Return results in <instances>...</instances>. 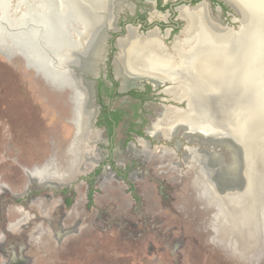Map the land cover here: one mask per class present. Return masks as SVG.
<instances>
[{"label":"rangeland","instance_id":"obj_1","mask_svg":"<svg viewBox=\"0 0 264 264\" xmlns=\"http://www.w3.org/2000/svg\"><path fill=\"white\" fill-rule=\"evenodd\" d=\"M240 1L249 12L259 11L256 0ZM44 3L56 10L53 0H0V179L15 195L28 188L32 194L37 185L32 184L29 178L38 181L36 175L42 171L39 168L49 160H53L58 168L51 174L60 176L64 182L70 180L72 167L65 163L76 130L72 123V92L61 90L62 85L50 84L34 64L39 57L46 61L47 57L48 62L55 66L59 62L57 52L45 38ZM84 7L83 10L93 16L101 14L103 5L95 0L96 12L92 6ZM231 14L229 18H237L234 23L237 31L240 27L249 26L250 13L240 9L239 13ZM260 16L261 20L264 16ZM73 23L74 27L80 26L76 19L67 21L68 26ZM87 23L95 30V22L90 20ZM84 26L88 28L86 23ZM70 38L68 34L66 40ZM245 39L247 35L234 37L230 46L240 45L241 49ZM30 47L35 51L30 52ZM254 78L255 83H242L237 78L231 80L224 87L226 90L212 96L208 100L211 117L222 122L238 101L246 104L249 100L255 105L250 109L249 118H246L244 110L240 114L239 108L234 110L233 118L250 124V118L261 117L262 114L256 111L262 98L259 77L255 75ZM119 104L120 100L115 103ZM255 111L261 115L253 117ZM261 111H264L263 107ZM262 117L264 119V114ZM131 122H134L133 118ZM127 128V124L120 123L115 137L116 150L109 155L107 152L105 157L114 160L117 170L129 172L128 178L125 180L109 167V171L118 177L113 183L110 173L104 176L105 183H113L109 186H104L102 179L97 180L93 184L91 203L87 201L89 185L85 182L80 191L84 204L81 205V196L76 205L75 200L72 201L64 227L59 226L61 215L53 217L54 224L50 222V215L62 207V202L55 200L47 209L49 217L44 224L46 240L52 244L32 248L27 253L29 264H247L212 243L208 225L212 223L214 208L201 198L200 186L196 183L198 173L186 166L181 171L171 167L155 169L147 161L145 165L143 161L120 154V142L125 138ZM250 145L252 150L249 154L253 157L252 151L257 153V172L264 177L262 154L255 149V144L251 142ZM126 154L133 156L129 150ZM87 174L73 180L74 197L78 195L77 188L82 180L86 181ZM138 177L143 179L136 183L134 179L137 181ZM129 183L135 186L139 201L130 193ZM120 184L127 191L120 190L117 187ZM63 188L53 190L45 187L38 192L59 194ZM16 198L13 197L14 200ZM18 206H10L16 211V218L19 217ZM260 260V264H264V256Z\"/></svg>","mask_w":264,"mask_h":264},{"label":"flooded vegetation","instance_id":"obj_2","mask_svg":"<svg viewBox=\"0 0 264 264\" xmlns=\"http://www.w3.org/2000/svg\"><path fill=\"white\" fill-rule=\"evenodd\" d=\"M99 1L103 5L101 12H105L106 1ZM109 5L111 6L109 19L115 24L113 27L115 32L109 33L105 50H103V55L106 58L103 63L99 64V77L93 80L95 89L93 106L97 107L98 111L95 118L94 130H91L89 127L92 114H85V129L79 135L77 128L75 130V140L73 142L77 144V155L74 162L71 163L69 181L64 182L56 174L55 176L58 179L43 183L27 176L32 184L35 183L37 185L36 189H34L32 194H30L31 189L28 188L24 193L15 195L12 189L7 184L1 182L0 179L1 264H29L30 259L27 253L32 248L48 247L52 244L46 240L48 236L46 235L47 229L44 224L47 223L46 217H49L47 209L55 200L62 202V207L57 208L54 214L50 215V222L54 224L53 217L61 215L63 217L59 226L64 227L70 207L73 206L72 201L75 200L76 205L78 197L81 196V202H83L81 205L84 204V196L80 194V191H82V187L86 184L85 182L89 185L87 201L91 203L94 193L93 184L97 180L102 179L103 185L109 186L118 177L109 171V167L117 171L125 180L128 178L129 172L123 173L117 170L113 162L114 160L107 159L109 156L105 157L107 152L109 155L116 150L115 137L118 134L117 129L121 122L128 125L125 138L120 142L122 151L119 150L120 154H124L125 157H133L145 162V165L148 162L155 169L171 167V169L181 171L186 166L194 169V172L198 173V178L208 171L212 178L217 179L227 187L230 186L227 183L232 174L229 172L230 166L226 168L224 161L218 162L215 159L212 161L206 155L209 153L211 156L214 153L216 158L217 155L220 158L221 155L227 158V150H223L222 148L216 149L213 146L201 144V140L196 141L195 137L189 135L190 131L199 132L205 136L204 139L206 141L212 139L208 134L206 135L204 130L199 131V129L194 128L201 126V120L186 119V115L190 117L189 105H191L187 98L178 100L171 96L170 99V95L167 96L168 94L165 93L166 89L178 84L176 80L158 78L150 80L149 77L124 74V70H122V67L117 62V56L120 51L118 47L119 42L127 38L130 33L134 38L141 41L153 37L157 39V43L160 45V47H157L158 50L170 58V70H180L187 76V66L181 67L182 69L178 68L182 66L179 59L184 52L183 50H185L184 45L188 25L183 12L193 13L200 7H203L209 14L210 20L216 24L215 26H218L217 29L220 32L232 29L234 33L236 30L234 23L237 21V18H229V16L233 15L231 13H237L236 9L223 0H113ZM220 32H217V34L220 35ZM228 34L229 32L224 33V35ZM224 42L226 41L221 40L220 37L215 39L208 53L218 55ZM206 58L208 57H204L203 60L209 59ZM210 59L211 69L216 70L218 66L213 63L215 61L214 57L212 56ZM93 65L95 64H92L91 67L95 69ZM166 68L167 66H163V69ZM119 100L120 104L115 105ZM194 103L196 102L194 101ZM94 107L90 110L94 111ZM130 107L132 108L131 110H129ZM171 109L179 110L183 116L180 120L169 125L167 123L169 115L167 112L169 113ZM131 118L134 120L133 123L131 122ZM72 123L74 124V122ZM182 123L186 124V126L180 128ZM164 128L169 129V132ZM127 150L133 156H127ZM150 156L151 158H149ZM203 156L209 162H204L202 160ZM65 163H69L68 152L65 157ZM48 165L51 168L47 172L53 173L58 169L52 160L44 163L39 169L46 170L45 167ZM118 165L122 166L123 163H118ZM96 166L98 168L95 169ZM109 173L113 177L112 184L104 182V176ZM85 174L88 175L84 178L86 181L82 180L77 188L79 191L78 195L74 197L72 193L73 180ZM142 179V177H138L137 181L135 179L134 181L138 183ZM196 183L200 186L201 198L209 204L208 199L204 195V190L209 188L201 186L197 181ZM39 186L52 188L53 190H59L61 187L64 188L59 194H55L54 191L41 193L38 190H43L44 188H40ZM121 186L124 185L120 184L117 187L122 191H127L126 189H122ZM230 189L228 194L222 195L227 204L229 203ZM104 190L107 189L104 188ZM129 191L136 201L140 200V197L135 194V186L131 183H129ZM211 194L212 197L214 196L218 201L223 202L221 194H216V196L212 192ZM14 196H17L15 200L13 199ZM14 204L19 205L17 212L19 217L17 218L15 217L16 211L14 212V209L12 210V207H10L14 206ZM210 206L213 207V205ZM208 228L213 236L210 225H208ZM62 233H64V230ZM212 243H214L213 240ZM16 250L19 251L16 252Z\"/></svg>","mask_w":264,"mask_h":264},{"label":"bare ground","instance_id":"obj_3","mask_svg":"<svg viewBox=\"0 0 264 264\" xmlns=\"http://www.w3.org/2000/svg\"><path fill=\"white\" fill-rule=\"evenodd\" d=\"M105 1L107 3L105 12H101L100 15L96 13L93 14V16H89L83 10V7L85 5L84 8L86 9V7L92 6L96 12L95 0H53V2L56 3L54 5L56 6V10H53L51 5L47 3L42 4V9L45 12V25H47L44 33L45 38L54 47L59 61L62 62L64 58L67 60L68 58L66 56L71 54L74 48H80L84 45V57H92L93 62L83 58V62L81 61L78 65L90 68L88 64H95L102 59L103 48L101 45H98V31L104 28H113L114 25V22L109 19V12L111 10L109 4L113 2V0ZM230 1L234 0H229V2ZM237 1L241 4L242 10L249 13L242 2L240 0ZM256 2L259 11L254 9L255 13H257L259 17H261L260 15L264 16V0H256ZM183 16L187 19L188 25L184 45L185 50H183L184 52L179 59L182 66L178 68L182 69L183 66H187V76L180 70H170V58L158 50L157 47H160V45L157 43V39L153 37L141 41L134 38L130 33L127 38L119 42L118 47L120 51L117 56V62L122 67V70H124L123 73L127 75L149 77L150 80L154 78L176 80L178 84L166 89L165 93L178 100L187 98L191 105H189L190 117L186 115V119L201 120V126L194 128L199 129V131L204 130L206 135L208 134L212 139L206 141L204 139L205 136L199 132L190 131L189 135L195 137L196 141L201 140V144L213 146L216 149H228L227 158L223 155H221V158L217 155L216 158L214 153H212L211 156L209 153L206 155H208L212 161L213 159L218 162L224 161L226 163V168L230 166L229 172L232 174L231 178L227 181L230 186L227 187L217 179L212 178L208 171L197 180L201 186H207L206 188H209L204 190V195L208 199L209 204L214 207L212 223L210 224L214 233L212 239L214 244L219 246L230 256L236 257L247 264H260V259L264 256V177H260L261 174L257 172V153L253 150L252 157L251 154H249V150H252L250 145L252 142L253 145L255 144V149L262 154V158L260 159L264 168V119L262 117L264 111H261V107L264 108V17L261 18L263 23L259 26H253L251 21H249V26L246 28L247 39H245V44L243 45L246 47L245 52L242 49L243 47L240 49V45L238 47L230 46L234 38L233 30L229 29L228 31L224 30L220 32L217 29L218 26H215L216 24L210 20L209 14L203 7H200L193 13L184 11ZM71 19H76L82 27H74L75 23L68 26L67 21ZM90 20H92L93 23L95 22L93 26L95 30H97V33L95 32V34L88 39V37H85V31L89 28H86L84 24L86 23L89 27L87 22ZM35 22H38V20H35ZM217 32L221 34L219 35ZM227 32H229V34L224 35V33ZM68 34H70L71 37L69 41L66 40ZM254 35H257L259 44L256 49L253 46L254 43L251 45V38L256 37ZM219 37L226 42L223 43L218 55L209 54V48H211L214 40ZM85 38L88 40L84 42L83 39ZM31 50L35 51L33 47L29 48L30 52ZM245 53L246 55H243ZM212 56L215 60L213 63L218 66L216 70H212L210 66L209 60H211L210 57ZM204 57H208L209 59L206 58L208 60H203ZM45 58L47 61L40 57L35 59L34 64L35 68L40 69L50 84L58 86L63 84L67 85L69 82L71 84L74 83L69 81L66 77H60L61 74L55 69L54 63L48 62L49 59L47 57ZM87 61H89V63ZM163 66H167V68L163 69ZM191 72H193V75ZM255 75L259 77V89L262 95L261 103L258 105V110L256 111H259L262 116L259 117L253 125H250V129L248 128L249 125L246 120L242 119L236 121L233 118V114L235 115L234 110L238 108L240 114L244 110L247 115L246 118H249L250 109L255 106L250 100L247 101L246 104L238 101L234 110L230 109L223 117L222 122L215 118L213 119L211 117V107L209 106L208 100L212 96L220 95L223 90H226L224 87L229 85V82L236 78L242 83L245 81L246 83H255L253 81ZM76 88L77 87L74 86L76 93L73 97V122L79 135L85 129L84 120L86 113H83L85 109L83 95L85 94L80 92V90H76ZM194 101L196 103H194ZM241 106H243L244 109ZM259 112L257 113L261 115ZM167 114H169L167 122L169 125L180 120L183 116L177 109H171ZM249 120L251 121L252 119L250 118ZM184 126H186V124L182 123L180 128ZM165 130L169 132V129ZM233 141L238 144L240 143L243 152L242 162H238V164H236L234 155L228 147ZM76 145V142H73L69 148L68 164H71L76 158ZM202 160L204 162H209L204 156ZM52 162L54 161L52 160ZM50 168L51 167L48 165L45 167L46 170L41 169L43 171H40L39 174L36 175V178L42 183L58 179L55 174H51L52 172H47ZM214 171L216 170L214 169ZM200 180H202L203 183ZM229 189V203L227 204L222 195L228 194ZM211 192L215 194V196L216 194H221L223 202L218 201L214 196L212 197Z\"/></svg>","mask_w":264,"mask_h":264},{"label":"water","instance_id":"obj_4","mask_svg":"<svg viewBox=\"0 0 264 264\" xmlns=\"http://www.w3.org/2000/svg\"><path fill=\"white\" fill-rule=\"evenodd\" d=\"M224 2H226L228 5L233 6L237 13L240 12V9H242L241 4H239V2L237 0L231 1L229 2L228 0H223ZM251 17V23L253 24V26H259L261 25L263 22L259 19V17L256 16V14L254 12H249ZM248 24V23H247ZM115 25V24H114ZM113 25V27H114ZM248 26L246 25L245 27H240L238 31H234V36L233 37H239V36H246V28ZM88 31L86 32V36L85 37H91L93 34H95V32L97 33V30H93V28L90 26L88 27ZM99 36L97 37V40H99L98 45H101L103 50H105V45L107 44V40L109 38V33L110 32H115V29L113 28H104L103 30H99L98 31ZM258 32V31H257ZM258 34V33H256ZM256 37L255 40L254 38H251V45L253 44V46L255 47V49L257 48V46H259L258 44V39H257V35H254ZM87 38L83 39V41H87ZM101 39V40H100ZM256 41V42H255ZM250 45V46H251ZM85 46V45H84ZM84 46L80 47V48H74L72 50V53L69 54L68 56H66L68 59L65 60L66 58H64V60L61 62L59 61L56 66L55 69H57L58 73L61 74L60 77H66L69 81L74 82L73 84H71L70 82L66 85L63 84L61 87V90L67 89L70 90L72 92L71 97L73 98L75 95V90H74V86H76V90H80V92H83L85 95H83V102L85 103L84 105H86L85 109L83 110V113L86 115H90V113L92 114L91 117V124H89V127L91 130H94V123H95V118L98 114L97 111V107H94V98H95V89H94V81L95 79H97L99 77V64L103 63L105 60V56H102V59L98 62L95 63V65H93L95 67V69L91 68V64H88L90 68H85L82 67L81 65H78V63L80 64L81 61L83 62V60L86 58V60H89L90 62L92 60V57H84L83 53H84ZM249 46V47H250ZM93 48V47H92ZM91 48V49H92ZM79 49V50H78ZM244 51L246 50V47L243 46L242 48ZM246 52V51H245ZM243 55H246L243 54ZM84 58V59H83ZM89 61H87L89 63ZM254 70V67H253ZM64 75V76H63ZM89 77H91V79H89ZM141 79V78H138ZM136 79V80H138ZM255 79V78H254ZM143 80V79H141ZM145 80V79H144ZM75 84V85H74ZM74 85V86H73ZM94 107V111H91L90 109ZM183 110V109H182ZM257 112L255 111L253 117H255V115L257 116ZM256 118V119H255ZM254 119L251 120L250 124L248 123V128L250 129V125L254 124L255 121L258 120L257 117H255ZM89 120V118H88ZM246 129V128H245ZM75 138V135H74ZM230 151L232 152V154L234 155L235 158V162L236 164H238V162H242L243 159V152H242V148L240 143L238 144L237 142H234L230 144V146H228ZM228 150V149H226ZM230 152V153H231Z\"/></svg>","mask_w":264,"mask_h":264}]
</instances>
